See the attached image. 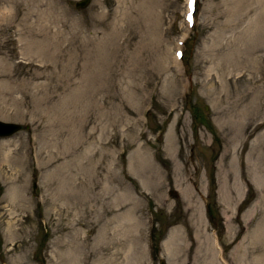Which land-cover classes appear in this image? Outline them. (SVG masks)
Listing matches in <instances>:
<instances>
[{
  "label": "rangeland",
  "instance_id": "1",
  "mask_svg": "<svg viewBox=\"0 0 264 264\" xmlns=\"http://www.w3.org/2000/svg\"><path fill=\"white\" fill-rule=\"evenodd\" d=\"M78 1L0 0V264H264V0Z\"/></svg>",
  "mask_w": 264,
  "mask_h": 264
},
{
  "label": "water",
  "instance_id": "2",
  "mask_svg": "<svg viewBox=\"0 0 264 264\" xmlns=\"http://www.w3.org/2000/svg\"><path fill=\"white\" fill-rule=\"evenodd\" d=\"M89 2H90V0L78 1L75 4V7L77 9H84V8H86V6L88 5ZM19 129H20L19 125L0 121V137L10 136V135L14 134ZM160 264H166V263L164 261H161Z\"/></svg>",
  "mask_w": 264,
  "mask_h": 264
},
{
  "label": "bare ground",
  "instance_id": "3",
  "mask_svg": "<svg viewBox=\"0 0 264 264\" xmlns=\"http://www.w3.org/2000/svg\"><path fill=\"white\" fill-rule=\"evenodd\" d=\"M255 248H256V247H255ZM257 248H258V247H257ZM257 248H256V249H257ZM210 261H212L213 264H217V263H215V260H214V259H211Z\"/></svg>",
  "mask_w": 264,
  "mask_h": 264
},
{
  "label": "trees",
  "instance_id": "4",
  "mask_svg": "<svg viewBox=\"0 0 264 264\" xmlns=\"http://www.w3.org/2000/svg\"><path fill=\"white\" fill-rule=\"evenodd\" d=\"M208 215L210 216V213H209V211H208ZM211 219V218H210Z\"/></svg>",
  "mask_w": 264,
  "mask_h": 264
},
{
  "label": "snow or ice",
  "instance_id": "5",
  "mask_svg": "<svg viewBox=\"0 0 264 264\" xmlns=\"http://www.w3.org/2000/svg\"><path fill=\"white\" fill-rule=\"evenodd\" d=\"M190 2H191V0H190Z\"/></svg>",
  "mask_w": 264,
  "mask_h": 264
}]
</instances>
